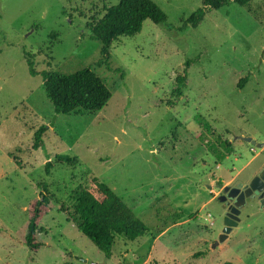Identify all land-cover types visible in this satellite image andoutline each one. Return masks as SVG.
Listing matches in <instances>:
<instances>
[{
  "label": "rangeland",
  "instance_id": "obj_1",
  "mask_svg": "<svg viewBox=\"0 0 264 264\" xmlns=\"http://www.w3.org/2000/svg\"><path fill=\"white\" fill-rule=\"evenodd\" d=\"M120 1L0 0V264H264L259 199L212 248L228 212L218 200L223 188L247 185L264 169V147L242 139L264 143V0L229 2L197 26L188 21L202 0H152L167 21L118 38L100 63L90 23ZM27 55L38 73L91 67L112 89L110 102L96 113L56 114ZM197 116L231 143L222 162L199 140ZM94 178L149 229L134 242L118 238L110 258L63 210ZM42 194L53 204L34 253L25 244L27 209Z\"/></svg>",
  "mask_w": 264,
  "mask_h": 264
},
{
  "label": "trees",
  "instance_id": "obj_2",
  "mask_svg": "<svg viewBox=\"0 0 264 264\" xmlns=\"http://www.w3.org/2000/svg\"><path fill=\"white\" fill-rule=\"evenodd\" d=\"M229 2L244 7L252 0H202V7L195 12L188 23L197 26L207 11L219 10ZM167 19V14L152 0H121L118 5L110 8L101 20L90 23L91 39L98 40L102 44L103 59L100 63H108L113 42L118 38L136 36L142 31L147 21L159 25L165 23ZM26 59L30 74L42 75L43 90L58 115L71 116L100 112L113 96L112 89L91 67L70 75L57 72L38 73L32 58L27 55ZM187 76L188 68L184 70V77ZM247 81V77L242 78L239 86L244 87ZM196 122L202 129L199 140L216 161L222 162L231 155L233 148L228 140L217 136L212 126L201 116L196 117ZM48 129L49 127L44 125L34 133L33 149L43 148V137ZM208 136L214 137L215 140H208ZM58 161L72 162L66 158H58ZM46 166L49 168L50 162ZM48 168L47 171H49ZM218 185L222 186L223 183L220 181ZM70 199L73 203L72 210L63 207L69 215V220L108 258L112 256V250L118 238L134 242L149 232L147 226L136 217L124 200L98 179L94 178L87 185L81 186L72 193ZM52 204L50 197L42 194L28 206L25 244L31 252L37 253L42 247L39 236L44 229L40 227V224L50 213Z\"/></svg>",
  "mask_w": 264,
  "mask_h": 264
},
{
  "label": "water",
  "instance_id": "obj_3",
  "mask_svg": "<svg viewBox=\"0 0 264 264\" xmlns=\"http://www.w3.org/2000/svg\"><path fill=\"white\" fill-rule=\"evenodd\" d=\"M242 139L259 148L264 147V143L258 144L250 137ZM254 199H259L264 207V169L259 175L254 176L247 185L240 183L237 187L225 186L223 188V194L218 197V200L223 203L224 208H227L228 212L224 217L223 232L212 245V248H217L229 239L234 228L238 227L241 222L242 209ZM230 200H234V203L227 206V202L230 203Z\"/></svg>",
  "mask_w": 264,
  "mask_h": 264
},
{
  "label": "flooded vegetation",
  "instance_id": "obj_4",
  "mask_svg": "<svg viewBox=\"0 0 264 264\" xmlns=\"http://www.w3.org/2000/svg\"><path fill=\"white\" fill-rule=\"evenodd\" d=\"M238 185H239V184H238ZM238 185H237V186H238ZM237 186H236V187H237ZM242 190H243V189H242ZM221 195H222V194H221ZM233 203H234V200H230V203L227 202V206H229V205H231V204H233ZM226 213H227V212H226Z\"/></svg>",
  "mask_w": 264,
  "mask_h": 264
}]
</instances>
